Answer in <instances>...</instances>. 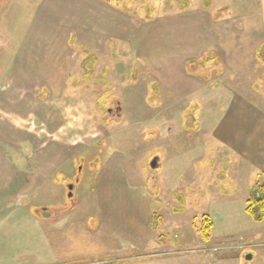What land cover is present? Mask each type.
I'll use <instances>...</instances> for the list:
<instances>
[{"label":"crops","instance_id":"obj_1","mask_svg":"<svg viewBox=\"0 0 264 264\" xmlns=\"http://www.w3.org/2000/svg\"><path fill=\"white\" fill-rule=\"evenodd\" d=\"M92 3L32 0L0 13V264H114L202 240L185 233L178 242L174 235L162 241V227L153 229L161 204L134 180L129 153L109 150L117 139L108 142V127L82 97L85 88L75 86L82 78L74 69L78 52L80 66L90 65L94 47L103 45L101 31L107 32ZM257 4L251 14L232 13V26L214 28L228 69L235 67L230 55L239 64L264 47V0ZM172 60L181 61L164 55L165 73L173 77ZM229 84L235 90L217 109H206L209 117L196 109L190 131L209 132L217 157L229 162L226 170L247 182L246 203L264 180V99L254 101L247 86ZM153 159L161 169L162 159ZM210 256L204 258L213 264Z\"/></svg>","mask_w":264,"mask_h":264},{"label":"rangeland","instance_id":"obj_2","mask_svg":"<svg viewBox=\"0 0 264 264\" xmlns=\"http://www.w3.org/2000/svg\"><path fill=\"white\" fill-rule=\"evenodd\" d=\"M257 1L93 0V16L101 19L108 33L101 31L103 45L94 47L95 60L87 67L80 66L78 52L74 69L82 78L75 86L85 88L82 97L108 127V142L117 139L109 150L129 153L134 180L144 183L147 194L161 204L155 210L161 217L154 219L153 229L162 227V241L167 244L175 238L178 242L185 233H198L202 239L114 264H208L205 258L210 255L213 264H246L247 255H251L247 264H264V220L256 222L244 210L247 182L226 170L229 162L219 160L209 132L190 131L196 109L203 107L199 117H209L206 109H217L235 90L231 80L243 91L248 88L252 100L264 99V47L239 64L232 63L230 55V65L236 68L228 69L226 55L216 48L219 40L214 30L232 26V13L256 11ZM31 4L32 0H0V13ZM165 53L181 59L172 60L173 77L165 73ZM183 79L187 81L181 85ZM154 156L162 159L161 169L150 166ZM207 219L208 240L199 233ZM196 256L203 260L197 263ZM219 256L232 261H221Z\"/></svg>","mask_w":264,"mask_h":264},{"label":"trees","instance_id":"obj_3","mask_svg":"<svg viewBox=\"0 0 264 264\" xmlns=\"http://www.w3.org/2000/svg\"><path fill=\"white\" fill-rule=\"evenodd\" d=\"M208 55V54H206ZM245 212L256 222L264 220V180L255 183L245 203ZM160 217V216H159ZM154 219H159L158 216ZM208 221V223H207ZM209 220H204L199 233L205 239L209 238Z\"/></svg>","mask_w":264,"mask_h":264},{"label":"water","instance_id":"obj_4","mask_svg":"<svg viewBox=\"0 0 264 264\" xmlns=\"http://www.w3.org/2000/svg\"><path fill=\"white\" fill-rule=\"evenodd\" d=\"M155 165H156V160L153 159V160L150 162V166H151L152 168H154ZM68 188L71 189V188H72V184L69 185ZM70 195H71V193L68 194V196H70ZM250 259H251V255H247V256L245 257V260H246V261H249Z\"/></svg>","mask_w":264,"mask_h":264},{"label":"flooded vegetation","instance_id":"obj_5","mask_svg":"<svg viewBox=\"0 0 264 264\" xmlns=\"http://www.w3.org/2000/svg\"><path fill=\"white\" fill-rule=\"evenodd\" d=\"M245 262H246V264L248 263V261H246V260H245ZM242 264H243V263H242Z\"/></svg>","mask_w":264,"mask_h":264},{"label":"built area","instance_id":"obj_6","mask_svg":"<svg viewBox=\"0 0 264 264\" xmlns=\"http://www.w3.org/2000/svg\"><path fill=\"white\" fill-rule=\"evenodd\" d=\"M199 250L201 249V248H198Z\"/></svg>","mask_w":264,"mask_h":264}]
</instances>
